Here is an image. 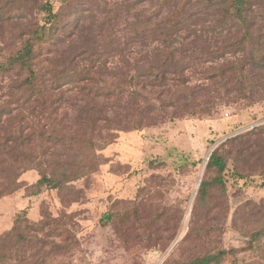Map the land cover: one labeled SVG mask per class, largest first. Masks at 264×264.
I'll return each mask as SVG.
<instances>
[{"label": "rangeland", "instance_id": "obj_1", "mask_svg": "<svg viewBox=\"0 0 264 264\" xmlns=\"http://www.w3.org/2000/svg\"><path fill=\"white\" fill-rule=\"evenodd\" d=\"M43 1L53 5L61 31L48 42L37 70L55 62L71 71L67 52L82 46L90 50L83 65L97 61L94 75L100 63L107 65L106 75L120 65L130 80L134 70L124 59L135 65L144 49H164L172 41L174 8L165 0ZM251 1L257 40L264 37V0ZM2 6L7 20L0 21V62L6 63L22 48V28L35 14L23 0H0ZM183 18L193 29L210 25L203 6ZM238 31L239 37L246 33ZM185 34L178 32L174 44L189 49L178 54L185 60V88L173 76L161 86L148 83L142 97L103 98L114 120L112 106H132L129 118L118 121H133L136 130L114 134L115 141L97 153L86 154L70 141L88 128L78 123V108L65 102L60 118L39 119L49 113L48 104H24L29 92L15 89L27 74H0V264H187L219 250L234 251L223 264H264V239L254 238L264 227L263 150L260 160L240 164L247 179L230 178L226 193L215 190L196 208L202 181L218 174L207 171L212 154L222 150L233 168L229 141L264 128V69L247 65L249 54L261 51L249 41L233 46L238 36L193 47L183 41ZM118 46L125 51L114 52ZM50 48L57 49L50 54ZM144 82L148 78L136 77L131 86L139 90ZM194 90L195 96L182 98ZM80 95L72 99L83 106L86 96ZM81 159L96 162L93 172L60 187L39 184L43 173L51 181L55 173H74Z\"/></svg>", "mask_w": 264, "mask_h": 264}, {"label": "trees", "instance_id": "obj_2", "mask_svg": "<svg viewBox=\"0 0 264 264\" xmlns=\"http://www.w3.org/2000/svg\"><path fill=\"white\" fill-rule=\"evenodd\" d=\"M21 1L19 0V2ZM23 1L32 3L30 11L28 12H32L35 15L28 21V25L22 28V48L8 62H0V74H11L15 71H23L27 74L26 78L15 89L22 93L29 92L30 95L24 104L37 102L36 105L39 109H43L44 103L48 104L49 113L43 112L39 116V119L51 120L55 117L60 118L58 110L65 102H70L71 106L78 108L79 115L76 116L79 121L78 123H80V126L85 125L88 128H86L85 132L81 131L78 137L72 138L70 141L77 146H81L86 151V154L97 153L107 148L109 144L115 141V139L111 138L114 134L136 130L133 121H118L120 117L126 118L130 116L129 111L133 109L132 106L125 103H117L112 106L111 109L118 118L114 120L108 116L109 108L105 104L100 103L103 98L117 99L120 102L125 96L142 97L144 95L143 90H145V86L147 87L148 83L152 87L161 86L162 84H167L169 78H173V76L174 80H177L185 88L188 82V79L182 73V67H185L183 65L185 60H180L179 56H182L189 49H180L182 45H178V47L174 46V44L179 43L178 32H185L183 41H189L188 44L191 43L190 46L193 47L199 46L200 44L202 46H211L210 43L212 42L216 43L229 36H238V40L233 46H238L241 49L249 41L253 44V48L256 47L257 52L261 51L260 55L257 56L255 54H249L248 57L250 59L247 62L249 68L264 69V37L260 36L255 40L253 33H251V30L256 25L255 11L251 0H165L167 6L170 5L174 8V14L172 16L174 29L169 30V36L172 41L165 42L164 49L160 46H157L153 51L144 49L146 50V54L142 60H137V64L135 65H132L129 60L124 59V65L134 70L135 76H132L130 80L123 77L125 75L123 71L124 67L122 68L120 65L112 68L113 75H106L105 68L107 65L100 63L99 70L94 75L91 70L96 68L97 61L93 60L86 65L87 67L84 66L83 61L86 60L84 55L88 54L90 50L88 48L84 49L82 46H77L74 53H70V49L67 52L71 71L65 67L58 66L55 62H50L43 70H37L40 55L47 48V44H50L48 42L51 41L53 43L56 38L55 36L58 37L57 34L61 31L60 20H58L59 17L54 12L51 2H45L43 0ZM200 6L205 8V23H210V25L193 29L194 23L184 24L183 16L188 12V9ZM5 7L2 6L3 10H0V21L7 20V17L3 16ZM42 15L44 16L43 18H41ZM193 16L194 14L191 15V20H193ZM178 27L179 29L175 30ZM242 28H244L246 33L242 37H239L238 29ZM191 37H193L192 40H189ZM184 45L186 46V44ZM57 48H50L49 53H53ZM124 51L125 49L119 46L114 50V52ZM61 54L65 55V51L62 50ZM178 54L180 55L178 56ZM136 77H139L141 81L143 78H148L149 82H144L142 88L139 90L132 88L131 82L136 80ZM196 90L190 94L186 92L187 94L183 95L182 98L187 96L190 98L191 95L195 96L197 94ZM76 91H80V94L86 96L82 99L83 106L80 102L73 101L72 99L75 95H80ZM160 100L162 99L160 98ZM148 111L150 110L148 109ZM3 116H0V120L3 119ZM65 116L67 114L62 115V118H65ZM56 126L57 124L54 123L53 133H56ZM31 127H33V124ZM38 130L41 132L40 129H37L35 133H38ZM103 131H105L106 135L101 134ZM246 136L247 138L244 140ZM51 139L57 141L58 138L52 136ZM9 141L12 140H6V142ZM15 141L17 142V140ZM262 141H264V128L255 130L244 137L229 141L232 149L227 155L234 156L236 160L234 161L233 168L229 167L228 161L222 155V150V152L216 150L212 154L207 164V171L209 173L218 172V174L216 177H208L202 181L198 191L196 208L206 205L212 192L215 190H221L223 193H226L225 191L230 188V178H236L238 181L247 179L239 170L240 164L250 162L251 159H254V161L260 160V152L262 150L264 151V148L261 147ZM11 159L15 160L14 157H11ZM81 162L77 161L78 168H76L74 173L72 171L70 173H66L65 171L55 173L57 176L55 181H51L43 173V178L39 184L44 185L55 182L57 187H60L66 183L79 180L93 172L96 164L94 160L81 159ZM17 178H19L18 174ZM19 223L21 221L18 219L16 224L18 225ZM260 230L254 234L256 241L264 239V227ZM231 253H234V251L219 250L214 254H207L187 264H223Z\"/></svg>", "mask_w": 264, "mask_h": 264}]
</instances>
